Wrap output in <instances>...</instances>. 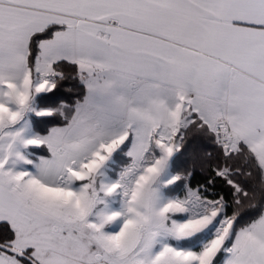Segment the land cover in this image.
<instances>
[{"label": "snow or ice", "instance_id": "6c2138e0", "mask_svg": "<svg viewBox=\"0 0 264 264\" xmlns=\"http://www.w3.org/2000/svg\"><path fill=\"white\" fill-rule=\"evenodd\" d=\"M0 264H264V0H0Z\"/></svg>", "mask_w": 264, "mask_h": 264}]
</instances>
